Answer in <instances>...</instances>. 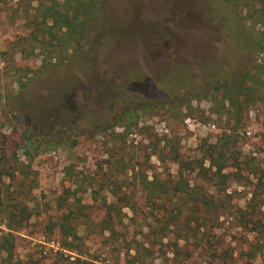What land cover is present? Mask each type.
<instances>
[{"label": "rangeland", "instance_id": "rangeland-1", "mask_svg": "<svg viewBox=\"0 0 264 264\" xmlns=\"http://www.w3.org/2000/svg\"><path fill=\"white\" fill-rule=\"evenodd\" d=\"M18 1L0 0V237L14 235L23 264H264V100L231 122L236 159L224 175L185 171L223 201L202 240L182 241L177 256L145 236L158 223L141 192L146 178L179 177L172 144L190 160L221 140L224 89L199 90L261 62L264 26L227 0H97L81 47L43 63L23 14L39 0ZM117 184L138 212L123 209L112 239L100 223ZM69 212L80 217L75 252L61 248Z\"/></svg>", "mask_w": 264, "mask_h": 264}, {"label": "trees", "instance_id": "trees-1", "mask_svg": "<svg viewBox=\"0 0 264 264\" xmlns=\"http://www.w3.org/2000/svg\"><path fill=\"white\" fill-rule=\"evenodd\" d=\"M22 1L24 0L18 2L21 3ZM96 1L64 0L63 3H60L58 0H49L48 2L39 0L35 6L30 4V7L23 10V14L29 29L28 38L33 43L32 53L42 58L43 63L47 60L49 62L66 60L71 52L81 47L82 40L85 38V30L95 18ZM227 1L245 9L248 20L264 26V0ZM253 51L254 56L257 52L264 53V39L257 41ZM251 68L253 70L250 71ZM251 68L247 69L242 79L230 82L217 81L211 86L204 85L199 90V93L202 92L208 98L224 89L222 99L225 103L223 108L228 103L224 110L228 113L226 119L228 127L221 135V140L217 143H204L202 157L190 160H184L179 148L171 143L172 158L179 165V177L168 180L157 178L155 181L146 178L142 181L143 189L141 192L147 193L149 211L155 214L158 223L157 225L147 223L149 230L145 236L149 238L155 236L161 244L167 239L168 241L164 245H173L172 252L177 256L183 250L180 246L182 241L186 243L190 237L203 239L200 233L201 231L204 233L202 228L207 227L205 225L206 215L215 213L223 205V201L216 199L214 193H210L202 186L191 184L184 174L185 171H198L205 172V175L209 176L208 171L214 169L215 173L222 176L229 166V162L236 159L233 151L235 132H228V129L232 130L231 122L234 119L237 124L241 123L245 111L248 112L251 106L264 100V58L261 62H257V59L253 58ZM145 88L147 89L148 85ZM165 144L164 148H168L170 143ZM207 162L209 167L206 166ZM246 163L248 164V162ZM120 186L121 184L115 186L117 188L113 193L115 200L112 202L105 201V217L100 223V226L103 225V230L112 233V239L119 236L117 227L124 225L126 214L123 213V209L129 207L135 217L138 212L136 209L137 201H134L127 192L119 189ZM241 212L244 213L246 225L251 223L252 219L247 217V212L243 209ZM158 213L161 215L157 216ZM12 218L16 219L17 216L13 215ZM79 218L73 212L62 216L60 229L65 243L61 248L64 250L75 252L74 247H72L74 243L69 239L71 237L73 240L80 238L77 230ZM252 223L256 224L254 221ZM13 239L14 235L11 233L0 237V264H23V261L16 256L15 246L11 243L14 242ZM154 242L149 239V241L138 243V245H155ZM127 243L134 242L128 241ZM63 256L64 252L61 253V258ZM71 256L69 255V257ZM76 260L79 264L85 262L80 258Z\"/></svg>", "mask_w": 264, "mask_h": 264}]
</instances>
